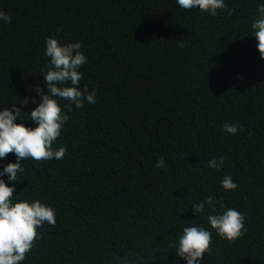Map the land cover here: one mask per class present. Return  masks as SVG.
Instances as JSON below:
<instances>
[{
	"label": "trees",
	"instance_id": "trees-1",
	"mask_svg": "<svg viewBox=\"0 0 264 264\" xmlns=\"http://www.w3.org/2000/svg\"><path fill=\"white\" fill-rule=\"evenodd\" d=\"M212 16L182 13L175 0H0V110L29 120L43 93L45 38L80 42L81 90L52 148L60 160H21L13 196L55 210L56 223L21 264H185L171 247L186 226L212 232L203 264H264V58L251 28L257 0H224ZM231 10L229 14L228 10ZM183 45V51L178 49ZM71 109V110H69ZM21 120V121H20ZM225 123L238 124L232 135ZM242 129V130H241ZM223 155L220 171L208 161ZM165 169L156 172L158 161ZM15 162L9 153L0 160ZM230 175L238 185L224 190ZM214 198L244 214L243 235L222 239L193 204Z\"/></svg>",
	"mask_w": 264,
	"mask_h": 264
},
{
	"label": "clouds",
	"instance_id": "clouds-1",
	"mask_svg": "<svg viewBox=\"0 0 264 264\" xmlns=\"http://www.w3.org/2000/svg\"><path fill=\"white\" fill-rule=\"evenodd\" d=\"M175 5L182 13L200 10L212 16L217 15L218 9L227 7L224 0H175ZM257 10L258 16L251 28L258 41L261 58H264V0H257ZM228 11L231 14V10ZM0 22L10 23L11 17L0 11ZM81 48L80 42L60 44L55 37L45 38L44 55L49 60L47 70H42V76L47 92L43 93L37 85L33 91L40 94L39 100L25 98L22 102L37 105L29 112V120L35 123V127H26L21 120V123L15 122L22 113L16 104L0 110V160L9 153L15 155V162L4 164L0 170V264H21L25 254L32 249L34 240L39 239L37 228L45 222L53 226L56 223L55 210L50 205L39 200L15 198V187L8 186L3 177L7 175V181H17V174L24 171L22 159L40 161L53 158L60 160L64 157L66 149L63 146L58 150L52 148L69 119L58 100H67L69 105H75L76 108L84 107L85 102L96 103L95 89L89 91L86 86L83 90L79 87L83 76L80 68L87 63ZM178 49L183 51V45H179ZM238 128V124L222 125V130L232 135L237 134ZM224 162L225 157L221 155L209 160L207 166L220 171ZM164 169L165 162L158 161L156 172ZM220 185L226 191L238 187L230 175L224 176ZM213 201L212 196H207L203 202L194 203L193 213H205V205H208L215 214L207 215V222L218 236L233 241L243 235L244 214L223 204L217 210ZM211 236L212 232L203 225L186 226L171 247L175 248L176 256L184 260L185 264H203V254L210 251Z\"/></svg>",
	"mask_w": 264,
	"mask_h": 264
}]
</instances>
